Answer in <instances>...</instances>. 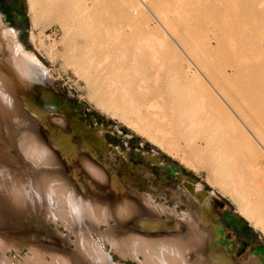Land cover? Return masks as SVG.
Returning a JSON list of instances; mask_svg holds the SVG:
<instances>
[{"label": "rangeland", "instance_id": "obj_1", "mask_svg": "<svg viewBox=\"0 0 264 264\" xmlns=\"http://www.w3.org/2000/svg\"><path fill=\"white\" fill-rule=\"evenodd\" d=\"M46 1L0 0V12L7 4L12 6V26L23 49L32 52L47 70L49 76L38 74L36 81L63 96L69 108L85 115L87 121L96 122L97 117L99 126L122 129L126 138L118 143L125 145L136 163L145 166V158L136 151L141 146L167 162L172 171L155 168L154 182L145 181V176L139 180L137 168L124 181L140 195L148 196L152 207L163 206L182 216L185 209L175 207L169 194L180 193L176 176L195 180L213 193L214 244L226 249L229 246L233 258L227 257L238 264H250L253 255L264 262L259 247L264 245V193L254 194L253 188L249 189L264 183V139L261 142L257 136L260 130L264 137V0ZM105 56H109L107 60ZM220 86L225 93L220 92ZM245 93L251 102L241 110L233 108L238 95ZM8 147L10 152L0 147V155L15 158L17 151ZM106 160L108 173L121 168L110 156ZM225 171L228 173L223 174ZM234 185L236 188H231ZM261 187L264 190V184ZM93 193L99 194L95 189ZM35 217L37 231L45 224L63 238L61 244L52 243L62 255L76 250V237L59 219L41 214ZM161 219L165 221L166 215L161 214ZM107 224L91 231L92 243L101 247L111 264H142L141 255L122 257L99 238L115 226L113 219ZM3 239L11 242L9 237ZM11 245H1L0 264H51V259L63 257L52 251L38 255L36 246L29 243Z\"/></svg>", "mask_w": 264, "mask_h": 264}, {"label": "bare ground", "instance_id": "obj_2", "mask_svg": "<svg viewBox=\"0 0 264 264\" xmlns=\"http://www.w3.org/2000/svg\"><path fill=\"white\" fill-rule=\"evenodd\" d=\"M50 4L47 5L50 6ZM251 42L252 40L249 43ZM107 57L109 56H105L104 59ZM116 65L118 68L120 64ZM234 67L233 70L237 68L234 69ZM259 67L261 69L262 66L259 65ZM38 74L48 75L46 68L36 59L35 55L23 49L17 40L14 28L9 26L4 17L0 15V147L5 151L10 145L17 151V156L12 159L0 155V247L1 245L12 246V242L14 246L29 243L36 246L35 251L38 255L40 252L48 254L50 251L52 254L62 255V251L52 243L61 244L63 238L49 231L45 224H41L40 232L35 229V223L38 222L35 216L41 214L44 217L51 216L52 219H59L68 231L70 230V234L77 239L76 250L73 253L62 255L63 257L58 258L59 260L53 258L51 264L59 262L62 264V261L65 264H111L101 247L92 243L90 233L95 227L102 223L107 224L110 219H113L115 226L107 228L99 238L110 243L112 249L122 257L135 258L141 255L144 258L142 264H238L227 257L225 252H228V249L214 244L212 235L215 229L212 225L214 213L210 206L212 192L203 189L195 180L181 178L178 175L180 193L171 192L169 196L175 207L182 208L183 206L185 209L182 211V216L176 215L173 210L163 206L154 205L155 207H152L148 196L140 195L137 190L124 184V181L130 177L128 170L132 164L126 158L125 153L119 148L108 145L103 137V132L109 131L120 139H125V132L114 125L91 127L80 121L78 117L80 115L69 108L64 97L57 95L56 99H53L44 93L48 88L44 83L36 81ZM238 75L240 76L239 73ZM214 79L216 80V77ZM261 81L264 82L262 79ZM261 84L259 86H262ZM221 86L219 87L220 92ZM229 92L227 91L228 94ZM253 95L254 93L250 97ZM36 96H41L40 100L46 106L37 104ZM238 96L239 101L234 103L236 105L233 108L241 110V107H245L251 99L248 93ZM258 108L254 109L256 113H259ZM259 116L261 119V115ZM259 123L263 124L260 121ZM225 134L227 136L226 132ZM257 134L262 142L264 139L262 132L258 130ZM142 148L145 149L144 152L149 155L152 163L158 166L163 163L154 151ZM97 149L102 151L103 159L96 154ZM108 156L110 159L119 157L125 162V168H114L113 172L108 173L110 167L106 160ZM223 165L221 164L222 167L226 166V164ZM136 168L139 171V180L142 176L153 180L154 175L151 176L149 168L139 164ZM240 177L242 174L238 179ZM227 182L225 183L229 184L231 181ZM261 184L264 183H255L249 189L253 188L254 194L257 192L259 195L261 191L264 193ZM231 188L234 189L236 186ZM94 189L99 194L93 193ZM236 195L237 193L234 196ZM241 212L248 214L243 209ZM161 214L166 215L165 221L161 219ZM5 236L9 237L11 242H6L3 239ZM250 264H264V262L258 256L253 255Z\"/></svg>", "mask_w": 264, "mask_h": 264}, {"label": "flooded vegetation", "instance_id": "obj_3", "mask_svg": "<svg viewBox=\"0 0 264 264\" xmlns=\"http://www.w3.org/2000/svg\"><path fill=\"white\" fill-rule=\"evenodd\" d=\"M4 9H5V11L4 12H0V14L2 15V17H4V19L9 23V26H11V27H13L12 26V21H11V18H10V16H11V14L13 13V11H11L12 10V6L10 5V4H7L6 6H4ZM14 28V27H13ZM15 30V29H14ZM16 31V30H15ZM63 97V96H62ZM79 117V120L80 121H83V122H85L88 126H91V127H96V126H99L97 123L98 122H100V120H99V118H94L95 120H96V122H90V121H87L86 119H84V117H85V115H80V116H78ZM107 126V125H105V124H102V126ZM103 137H104V139H105V141L107 142V144L108 145H110L111 147L113 146V148H119L120 149V147H122L123 149H126V151L127 152H124L126 155H127V158L129 159V161L131 162V164H132V167L128 170V172H129V174L131 173V172H133L132 171V169L133 168H136L137 167V165L139 164V163H136L134 160H132L131 159V157L129 156V151H128V149L126 148V147H124L123 145H120L118 142H120L121 140H120V138L119 137H117V136H115L113 133H111V132H109V131H104L103 132ZM123 139V138H122ZM118 143V144H117ZM116 145H119L120 147H117ZM147 148V147H146ZM98 150V151H97ZM96 150V154L101 158L103 155H102V151L101 150H99V149H97ZM121 150V149H120ZM137 152H139L144 158H145V166L147 167V168H149L150 169V171H151V176H153V180L150 178L149 179V177H146L145 176V181H152V182H154L155 181V179H156V177H155V168H163V169H168L169 168V170L170 171H172V168L170 167V166H168L166 163V161H164L161 157H160V160H162L163 161V163L160 165V166H158V165H156V164H154V163H152V161L150 160V158H149V155L146 153L145 154V149H143L142 147H140V149H137L136 150ZM150 151V150H149ZM148 151V152H149ZM115 161L116 162H120V164H119V166L121 167V168H124L125 167V162L123 161V160H120V158L119 157H116V159H115ZM165 162V163H164ZM140 165V164H139ZM150 166H153V168L151 169L150 168ZM177 177V176H176ZM211 203V202H210ZM210 206H211V204H210ZM262 250H263V252H264V245H260L259 246Z\"/></svg>", "mask_w": 264, "mask_h": 264}, {"label": "water", "instance_id": "obj_4", "mask_svg": "<svg viewBox=\"0 0 264 264\" xmlns=\"http://www.w3.org/2000/svg\"><path fill=\"white\" fill-rule=\"evenodd\" d=\"M44 93H46V94H48V95H50L51 97H53V99H56L55 97H57V94L56 93H54L50 88H48L47 89V91H45ZM41 97V96H40ZM40 97L38 96H36V102H37V104H39V105H41V106H46V104H44V103H42L41 102V100H40ZM8 146H10V145H8ZM12 147V146H11ZM13 148V147H12ZM8 149H9V147H8ZM14 149V148H13ZM9 152H10V149H9ZM14 152H15V149H14ZM220 230V232H222V230L221 229H219ZM228 246V245H227ZM228 256H230L231 258H233L231 255H230V249H229V246H228V252H225ZM235 259V258H234Z\"/></svg>", "mask_w": 264, "mask_h": 264}]
</instances>
